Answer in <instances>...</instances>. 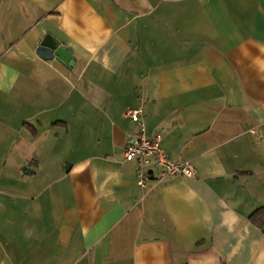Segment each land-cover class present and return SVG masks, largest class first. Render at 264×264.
Wrapping results in <instances>:
<instances>
[{
	"label": "crops",
	"instance_id": "1",
	"mask_svg": "<svg viewBox=\"0 0 264 264\" xmlns=\"http://www.w3.org/2000/svg\"><path fill=\"white\" fill-rule=\"evenodd\" d=\"M139 106L193 176L137 184ZM261 206L264 0H0V264H264Z\"/></svg>",
	"mask_w": 264,
	"mask_h": 264
},
{
	"label": "built area",
	"instance_id": "2",
	"mask_svg": "<svg viewBox=\"0 0 264 264\" xmlns=\"http://www.w3.org/2000/svg\"><path fill=\"white\" fill-rule=\"evenodd\" d=\"M142 106L128 108L126 116L136 125V135L125 144L123 157L127 161L138 163L137 184L143 189L150 188L152 179H161L168 175H183L191 177L195 174V167L190 160L171 157L161 144L160 134L151 136L144 122ZM153 166L157 170L156 176L147 167Z\"/></svg>",
	"mask_w": 264,
	"mask_h": 264
},
{
	"label": "water",
	"instance_id": "3",
	"mask_svg": "<svg viewBox=\"0 0 264 264\" xmlns=\"http://www.w3.org/2000/svg\"><path fill=\"white\" fill-rule=\"evenodd\" d=\"M37 53L43 58L56 59L68 66L73 65L76 60L72 50L50 34H46L39 40Z\"/></svg>",
	"mask_w": 264,
	"mask_h": 264
},
{
	"label": "trees",
	"instance_id": "4",
	"mask_svg": "<svg viewBox=\"0 0 264 264\" xmlns=\"http://www.w3.org/2000/svg\"><path fill=\"white\" fill-rule=\"evenodd\" d=\"M249 219L257 226L264 225V206L255 209L250 215Z\"/></svg>",
	"mask_w": 264,
	"mask_h": 264
}]
</instances>
